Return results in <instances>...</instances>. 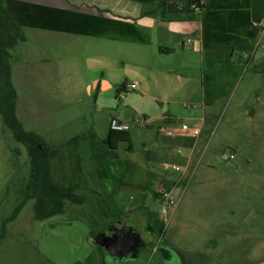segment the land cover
I'll return each mask as SVG.
<instances>
[{
  "label": "crops",
  "instance_id": "crops-1",
  "mask_svg": "<svg viewBox=\"0 0 264 264\" xmlns=\"http://www.w3.org/2000/svg\"><path fill=\"white\" fill-rule=\"evenodd\" d=\"M204 4L200 13L162 18L145 15L148 7L130 0H7L12 15L24 28L34 31L22 42L27 46L22 60L17 57L13 63L17 116L26 130L38 133L52 147L54 182L60 187L81 189L86 196L84 205H75V212L84 213L90 206L109 225L112 221L104 198L127 220L133 219L131 227L138 231L141 214L145 215L146 229L151 224L147 211L155 214V220L164 221L161 210L156 212L148 206L159 203L152 193L158 192L160 182L152 163L161 157L151 156L149 148L147 154L140 155L121 147L112 150L102 142L111 130L112 118L131 119L116 108L117 91L129 81L124 43L141 46L138 84L141 115L147 127L142 131L141 145L155 144H149L152 138L147 140L145 135L156 126L163 137L158 145H165L162 156L187 151L183 158L186 167L191 164L209 117H216L213 110L228 102L245 65L264 60V49L255 52L257 38L261 41L264 37V0H204ZM89 71L92 76L86 78ZM133 84L138 86L137 82ZM187 96L199 100L204 115L196 127L201 130L196 138L182 134L183 124L174 126L176 112L171 105ZM160 117L164 118L162 122L158 121ZM174 145H180V150ZM164 185L168 182H162L161 187ZM178 215L177 206L169 220L173 222ZM205 215L203 225L212 235L207 245L216 241L219 246L227 240L232 246L239 243L235 233L239 224H226L216 208ZM185 225L183 231L192 227L187 222ZM75 226H63L65 233ZM82 226L83 242L96 245L91 237L92 227H98L96 221ZM197 229L193 227L192 231ZM155 232L149 227L150 237L155 238ZM141 245L147 249L142 250ZM177 245L164 236L156 240L142 236L129 264H152L148 258L158 257L159 252L155 264L239 261V257L226 260L222 254L217 253L216 258L205 254L200 245L185 251ZM96 247L104 264H117Z\"/></svg>",
  "mask_w": 264,
  "mask_h": 264
},
{
  "label": "rangeland",
  "instance_id": "rangeland-1",
  "mask_svg": "<svg viewBox=\"0 0 264 264\" xmlns=\"http://www.w3.org/2000/svg\"><path fill=\"white\" fill-rule=\"evenodd\" d=\"M24 32L30 37L34 31L24 28ZM124 46L128 50L124 58L129 80L126 85L137 82L138 89L136 87L120 99L117 96L116 108L131 118L130 121L142 119V123L130 131L132 142L140 155L147 154L146 148H149L151 156L161 157L159 162L152 163L160 180L157 183L158 190L164 181L168 182V188L173 192L181 188V191L172 193L179 208L175 220H169L171 213L163 215L161 212L166 225L164 239L176 242L180 250L184 251L200 245L198 248L203 253L215 258L217 253L226 260L239 257L235 263L227 260L222 264H264V60H254L245 65L228 102L220 109L213 110L216 117H209L193 151L191 164L186 167L183 158L187 151L183 150L177 156L173 152L172 157L162 156L165 154V145H158L163 137L158 135L160 130L156 126L148 136L145 135L146 139L152 138L149 144H155L141 145L142 131L147 128L141 115V86L138 84V80H141V75H138L141 74V46L133 42L124 43ZM25 47L24 43H20L19 48H16L14 63L17 57L22 60ZM261 49H264V37L261 44L255 46V52ZM83 60L87 67L88 63L85 58ZM85 75L86 78L92 76L90 71ZM171 110L176 112L174 126L178 127L186 124L195 128L204 117L199 100L188 96L172 104ZM163 119L160 117L158 121L162 122ZM126 145L122 144L121 148ZM178 146L174 145V149L180 150ZM230 155H234V159H230ZM173 166H179L181 170H174ZM29 174L27 151L15 141L0 116V234L4 221L24 198ZM33 204L34 201H30L19 218L7 225L5 237L0 240V264H104L96 245L83 242V224L96 221L98 230L107 225L98 212L90 206L83 210L84 213L75 212L73 209L77 207L67 203L64 215L37 221ZM148 206L156 212L161 209L156 202L148 203ZM212 208L218 209L226 224L240 225L235 231L239 240L235 246L229 245L228 240L223 245L218 246L215 241L209 246L208 240L212 235L208 234L203 224L208 216L205 212ZM140 216V234L146 239H159L158 235L156 239L148 235L145 215ZM109 219L113 221V217ZM124 220L129 226L134 223L133 219ZM186 222L192 227L183 231ZM68 223L76 226L66 234L63 226ZM193 227L198 229L192 231ZM228 232L226 229L227 238ZM159 254L156 256L159 257ZM158 257L148 259L155 264L154 260Z\"/></svg>",
  "mask_w": 264,
  "mask_h": 264
},
{
  "label": "trees",
  "instance_id": "trees-1",
  "mask_svg": "<svg viewBox=\"0 0 264 264\" xmlns=\"http://www.w3.org/2000/svg\"><path fill=\"white\" fill-rule=\"evenodd\" d=\"M130 1L147 6L148 10L144 12L145 15H162V18H166L170 14L192 13L191 5L193 2H199L200 0H173L175 2L172 0ZM6 2L7 0H0V116L5 126L11 131L15 141L25 147L30 162V174L25 186L24 198L11 216L4 221L0 240L5 237L7 225L19 218L24 207L30 201H34L33 211L35 220L45 221L55 216L64 215L67 203L82 206L87 200L86 196L80 193L81 189L60 187L54 182L50 163L52 147L38 133L26 130L17 116L18 93L13 82L14 52L17 46L25 42L27 38L24 27L7 9ZM125 86L123 85L117 91L119 99ZM102 142L112 150H116L126 143L125 149L127 151L134 152L135 150L132 135L129 131L111 129L108 136ZM166 187L168 188V185ZM152 193L155 198L160 197L158 192L152 191ZM102 199L110 216L113 217L111 224L125 218L121 210L114 209L106 199ZM147 212L151 221L149 227L155 229V235L163 237L166 227L165 222L155 220V214L151 211ZM111 224L104 226L101 230L92 227V239L96 240ZM146 247V245H143L141 249L146 250ZM98 249L100 252L103 251L101 247Z\"/></svg>",
  "mask_w": 264,
  "mask_h": 264
},
{
  "label": "water",
  "instance_id": "water-1",
  "mask_svg": "<svg viewBox=\"0 0 264 264\" xmlns=\"http://www.w3.org/2000/svg\"><path fill=\"white\" fill-rule=\"evenodd\" d=\"M103 249L107 260L117 264H129L132 261L133 247L142 242L140 232L129 226L124 219H119L109 226L95 241Z\"/></svg>",
  "mask_w": 264,
  "mask_h": 264
},
{
  "label": "built area",
  "instance_id": "built-area-1",
  "mask_svg": "<svg viewBox=\"0 0 264 264\" xmlns=\"http://www.w3.org/2000/svg\"><path fill=\"white\" fill-rule=\"evenodd\" d=\"M204 0H200L199 2H194L191 5V10L195 13H200L204 8ZM258 46L261 44L259 41ZM136 89L135 84L126 85L124 91L120 94V98L124 96V94L134 91ZM142 123V119L134 118L131 121H123L118 118L111 119V129L117 131H131L133 128L138 127ZM182 134L196 138L201 134V130L199 128H190L188 125L183 124L181 126ZM230 159H234V155H230ZM174 170H181L179 166H173ZM158 193L160 194L159 197V204L161 207V212L163 215H168L169 213L173 212L176 207L178 206L177 199L172 195V191L169 190L165 185L162 186Z\"/></svg>",
  "mask_w": 264,
  "mask_h": 264
},
{
  "label": "flooded vegetation",
  "instance_id": "flooded-vegetation-1",
  "mask_svg": "<svg viewBox=\"0 0 264 264\" xmlns=\"http://www.w3.org/2000/svg\"><path fill=\"white\" fill-rule=\"evenodd\" d=\"M142 246H143V245H141V248H142ZM138 248H139V244L137 243V244L135 245V247H133V250L136 251ZM146 249H147V247H146Z\"/></svg>",
  "mask_w": 264,
  "mask_h": 264
}]
</instances>
